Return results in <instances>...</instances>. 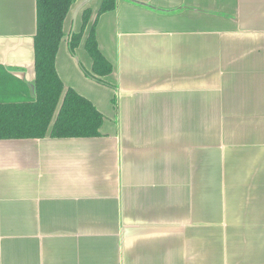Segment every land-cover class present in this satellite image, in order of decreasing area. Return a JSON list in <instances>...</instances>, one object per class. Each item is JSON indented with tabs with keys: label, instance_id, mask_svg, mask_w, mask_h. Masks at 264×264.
<instances>
[{
	"label": "crops",
	"instance_id": "obj_1",
	"mask_svg": "<svg viewBox=\"0 0 264 264\" xmlns=\"http://www.w3.org/2000/svg\"><path fill=\"white\" fill-rule=\"evenodd\" d=\"M55 67L100 136L0 140V264H264V0H117L106 85ZM36 0H0V100L34 97Z\"/></svg>",
	"mask_w": 264,
	"mask_h": 264
},
{
	"label": "trees",
	"instance_id": "obj_2",
	"mask_svg": "<svg viewBox=\"0 0 264 264\" xmlns=\"http://www.w3.org/2000/svg\"><path fill=\"white\" fill-rule=\"evenodd\" d=\"M75 0H36L37 24L33 37L34 97L0 100V140L42 139L48 131L51 138H94L100 136L104 116L86 98L65 88L59 78L55 60L63 34V23ZM117 0H102L95 17L92 11L82 13L78 33H70L68 49L72 56L89 26L84 49L91 59L90 71L84 75L106 85L103 80L112 73V65L98 48L95 29L99 17L115 10Z\"/></svg>",
	"mask_w": 264,
	"mask_h": 264
}]
</instances>
